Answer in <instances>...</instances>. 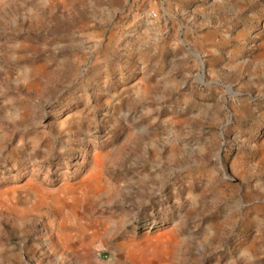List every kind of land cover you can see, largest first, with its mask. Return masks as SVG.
Masks as SVG:
<instances>
[{"label":"rangeland","instance_id":"rangeland-1","mask_svg":"<svg viewBox=\"0 0 264 264\" xmlns=\"http://www.w3.org/2000/svg\"><path fill=\"white\" fill-rule=\"evenodd\" d=\"M0 264H264V0H0Z\"/></svg>","mask_w":264,"mask_h":264},{"label":"built area","instance_id":"built-area-1","mask_svg":"<svg viewBox=\"0 0 264 264\" xmlns=\"http://www.w3.org/2000/svg\"><path fill=\"white\" fill-rule=\"evenodd\" d=\"M150 17L155 18L156 17V14L154 12H151L150 13Z\"/></svg>","mask_w":264,"mask_h":264}]
</instances>
